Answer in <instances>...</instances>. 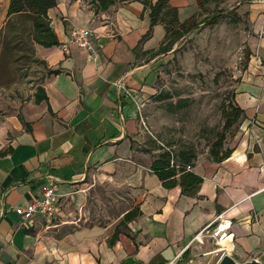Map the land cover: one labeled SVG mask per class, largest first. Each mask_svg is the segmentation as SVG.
<instances>
[{
  "label": "crops",
  "instance_id": "crops-1",
  "mask_svg": "<svg viewBox=\"0 0 264 264\" xmlns=\"http://www.w3.org/2000/svg\"><path fill=\"white\" fill-rule=\"evenodd\" d=\"M225 3L250 30L249 58L233 95L242 115L227 140L230 156L220 163L197 156L189 171L202 183L186 195L179 186L164 189L150 170L159 151L142 128L163 56L149 52L162 43L163 26L139 44L150 20L142 4L94 13L89 0H56L47 16L58 46L33 45L34 59L57 71L41 85L46 101L0 121V151L9 150L0 158V264H189L196 248H209L211 237L195 240L197 234L220 220L230 222L232 248L220 242L204 254L220 257L226 249L240 262L264 264V0ZM8 4L0 0V34ZM169 4L180 21L197 11L195 0ZM74 29L92 31L93 52L70 45L63 53ZM49 180L60 183L59 214L19 219L14 208L40 196ZM91 189L115 201L123 196L130 208L110 224L88 225L82 210ZM134 208L140 215L120 224Z\"/></svg>",
  "mask_w": 264,
  "mask_h": 264
},
{
  "label": "rangeland",
  "instance_id": "rangeland-1",
  "mask_svg": "<svg viewBox=\"0 0 264 264\" xmlns=\"http://www.w3.org/2000/svg\"><path fill=\"white\" fill-rule=\"evenodd\" d=\"M219 9L209 13L214 15L219 12L216 24L199 25L157 60L156 93L142 113V128L164 150L175 152L189 147L197 156H208L216 133L224 125L222 108L227 107L228 102L234 103L235 87L240 80L238 73L244 69L249 58L247 40L250 30L246 17L237 13L232 5L223 3ZM2 35L0 121L20 111L22 106L33 103L37 87L42 85L47 74L44 64L34 60V56L33 60L22 58L14 62L15 53L11 52V47L15 44L5 48ZM32 47L26 39L18 48L24 49L22 53L28 55L24 51ZM236 123L226 134L223 149H228L227 140L235 134ZM157 154H153L152 158ZM120 198L123 201H115L111 193L102 196L96 189H91L82 210L87 224L106 225L116 220L130 208L124 197ZM76 215V212L72 213V216ZM207 244L212 250L215 240L207 238ZM208 249L204 246L196 248L193 261L189 264H216L220 257L205 255Z\"/></svg>",
  "mask_w": 264,
  "mask_h": 264
},
{
  "label": "trees",
  "instance_id": "trees-1",
  "mask_svg": "<svg viewBox=\"0 0 264 264\" xmlns=\"http://www.w3.org/2000/svg\"><path fill=\"white\" fill-rule=\"evenodd\" d=\"M89 2L94 13L104 12L116 4L130 2L142 4L143 10L148 11L150 20L148 31L139 44L150 36L152 27L155 25H162L165 32L159 47L155 51L149 52L150 57H154L170 52L179 39L195 30L199 25L216 24L219 12L214 15L209 13L211 12L212 14V12L220 10V5L225 3V0H195L197 11L183 21H180L177 8L170 6L169 0H89ZM55 5L56 0H9L7 8L8 21L6 22L3 35V46L7 48L15 44L11 47V52L14 51L15 53L14 62H19L22 58H31L33 60V47L24 51L28 52V55L22 53L24 49L18 48L26 42V39L32 45L43 48L58 46L57 37L50 26V20L47 16L48 10ZM201 16L203 17L198 20ZM24 36L26 39H23ZM20 52V55L17 54ZM55 74H57V71H47V75ZM43 101H46V96L44 89L40 85L34 94L33 103L40 104ZM241 115L242 110L236 104L228 102L227 107L223 106L222 118L224 119V125L222 130L216 133L215 141L212 143L208 154V158L213 162L220 163L230 156L231 150L223 149V144L226 134L240 119ZM155 146V150H158L159 153L152 160L150 170L161 182V186L164 189L179 186L182 194L186 195L196 192L202 183V178L189 171L197 160L194 150L188 147L174 152L169 149L164 150L158 145ZM7 153H9L8 149L1 150L0 158ZM139 215L138 208H134L124 215L120 224L129 222ZM117 233L118 231L116 230L111 242L114 241Z\"/></svg>",
  "mask_w": 264,
  "mask_h": 264
},
{
  "label": "built area",
  "instance_id": "built-area-1",
  "mask_svg": "<svg viewBox=\"0 0 264 264\" xmlns=\"http://www.w3.org/2000/svg\"><path fill=\"white\" fill-rule=\"evenodd\" d=\"M92 38L93 33L91 30L74 29L70 32L67 43L61 46V50L63 53H67L69 46L73 45L78 49L93 52ZM61 198L60 183L57 180H49L48 183L44 185L40 196L30 200L24 206L14 208L13 211L22 221H30L35 218L51 220L59 214ZM229 227L230 222L224 220L218 222L214 221L197 234L195 240L207 233L209 237L215 240V244L220 242L230 243L232 241V239H230L232 234L228 232ZM208 229H211V233L208 232Z\"/></svg>",
  "mask_w": 264,
  "mask_h": 264
},
{
  "label": "water",
  "instance_id": "water-1",
  "mask_svg": "<svg viewBox=\"0 0 264 264\" xmlns=\"http://www.w3.org/2000/svg\"><path fill=\"white\" fill-rule=\"evenodd\" d=\"M216 264H261L260 261L250 258L246 261H238L228 250H224Z\"/></svg>",
  "mask_w": 264,
  "mask_h": 264
},
{
  "label": "bare ground",
  "instance_id": "bare-ground-1",
  "mask_svg": "<svg viewBox=\"0 0 264 264\" xmlns=\"http://www.w3.org/2000/svg\"><path fill=\"white\" fill-rule=\"evenodd\" d=\"M224 246H226V248L230 251V249L232 248L231 247V244L229 242H221Z\"/></svg>",
  "mask_w": 264,
  "mask_h": 264
}]
</instances>
